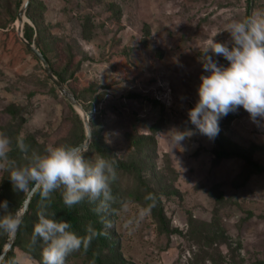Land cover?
Wrapping results in <instances>:
<instances>
[{
	"label": "rangeland",
	"instance_id": "obj_1",
	"mask_svg": "<svg viewBox=\"0 0 264 264\" xmlns=\"http://www.w3.org/2000/svg\"><path fill=\"white\" fill-rule=\"evenodd\" d=\"M24 1L0 0V132L13 141L10 158L25 162L15 147L21 136L41 152L84 143L83 113L93 133L87 158L103 151L116 161L138 160L134 144L152 136L143 172L158 191L171 232H162L152 209L139 218L148 195L135 174H118L114 190L120 196L107 218L115 243L103 251L105 260L264 264V125L254 124L241 107L220 120L219 134L210 140L188 118L199 99L200 76L207 75L200 53L214 38L228 39L227 24L264 13V0H32L22 24ZM20 25L24 36L28 25L34 28L32 43L45 49L81 108L47 76L22 41ZM186 129L195 134L179 147L169 142L172 131ZM218 140L234 155L218 159ZM0 177V201H8L13 212L23 208L27 197L13 191L7 171L0 169ZM30 215L25 245L16 239L6 264L43 262L42 244L30 246L38 221L35 211ZM129 220L136 223L126 227ZM10 238L0 234V244L5 248ZM67 264L93 263L80 251Z\"/></svg>",
	"mask_w": 264,
	"mask_h": 264
},
{
	"label": "clouds",
	"instance_id": "obj_2",
	"mask_svg": "<svg viewBox=\"0 0 264 264\" xmlns=\"http://www.w3.org/2000/svg\"><path fill=\"white\" fill-rule=\"evenodd\" d=\"M223 32L229 34L227 40L214 38L200 53L207 75L200 76L199 99L188 111L194 130L210 140L219 134L220 120L241 107L254 124L264 125V13L254 11L243 20L232 21ZM217 57H223L227 66ZM194 130L172 131L175 135L169 142L179 147L195 134ZM12 145V139L0 132V169L8 172L13 191L22 192L24 197H39L38 221L33 226L30 246L35 247L37 242L43 245V264H67L70 255L86 252L97 236L107 235L113 227L106 216L118 202L113 193L118 179L117 161L105 154L87 158L80 147L70 144L48 146L41 152L31 148L21 136L15 142L25 161L20 164L9 156ZM56 192H60L68 208L85 201L94 204L93 211L102 227L97 229L89 223L85 234L80 235L68 221L57 219L48 210ZM148 199L152 202L140 211V219L155 207L156 198ZM24 215L22 207L13 212L8 201H0V234L14 237L24 224ZM134 223L129 220L125 226ZM0 264H5L3 256Z\"/></svg>",
	"mask_w": 264,
	"mask_h": 264
},
{
	"label": "trees",
	"instance_id": "obj_3",
	"mask_svg": "<svg viewBox=\"0 0 264 264\" xmlns=\"http://www.w3.org/2000/svg\"><path fill=\"white\" fill-rule=\"evenodd\" d=\"M248 16H251V15L248 13L247 17ZM33 30H34V28L32 26L28 25V29L25 32L26 38L31 42L33 41V38H32L33 37ZM37 45L40 48V50L44 53L46 58L48 59L49 57H48L45 49L42 48L41 45H39V44H37ZM152 130H153V132H157V127H152ZM150 137H152V136H146V137L143 136L142 138H140V141H138L136 143V145L134 144V148H135L134 150L137 149L136 153H138V151H139L138 154H139L140 158H138V160L133 159L131 161H117V171H118V174H123V175H125L126 173L135 174V176H137L136 177L137 180H135V181L139 183L140 191L147 194L148 197L154 196L156 198L155 207L152 208V213L155 216V218L157 219V223L159 224V227L162 230V232L170 233L171 232V230L169 229L170 222L168 221V219L165 215V211H164L165 209L162 207V204H163L162 200L158 194V191L154 188L153 185H151V182L148 180V178L145 176V173L143 172V170H144L143 168L148 166L147 165L148 160L145 159L144 157L146 155H147V157H149V155L146 154V146L151 144V141H149ZM16 140H17V138L15 139V142H16ZM144 141H147L148 143L146 144ZM95 142L96 141H94V145L92 147H94L96 145ZM142 142H144L145 144ZM222 143H223L222 141L218 140V149L216 150L217 158L222 159V158L233 156L234 154L231 153L228 149H226L222 145ZM102 154L106 155V153L103 151H102ZM250 164L253 167H257V168L261 169V165H259L258 163H254V162L250 161ZM262 169H263V167H262ZM115 183L113 184V193L116 197H118V196H120V194H119V192H116L114 190ZM1 195H2V193H1ZM128 196L129 197L133 196V193H128ZM141 197H142V194L140 195V198ZM146 202H147L146 204L148 205L152 201L150 199H147ZM39 206H40L39 205V197L38 196H36L35 198L33 197L31 204H30V207H29V210L25 214L26 216L24 217V224L21 226V228L18 232V236H17V243L18 244L25 245V243H24L25 242V240H24L25 229L32 227V225H30V223H29L32 220V216L30 215V210H32L33 212L35 211V213L37 214V212L39 210ZM94 207H95L94 204H89L87 201H85L79 205L72 207V208H68L67 206L64 205L61 194L55 193V196H53L52 201L50 203V207L48 210L51 213H55V216L57 219H63V220L68 221L72 225V230L76 231L80 235H84L86 226L89 223H92L93 226L96 227L97 229H100L102 227V225L99 223V217L93 211ZM112 210H111L110 214H108L106 216V218L112 217L111 216ZM17 243H15L14 246ZM114 243L115 242L110 239L109 234L99 235L92 241L91 246L89 247V249L86 252L83 250H81V252L83 254L87 255V257H89V259L91 260V262L93 264H111V263H108L107 260H105L104 256H102V253L106 248L114 245ZM3 244H4L3 242H1V244H0V254L4 248ZM14 246L12 248H14ZM40 251H42V247L40 248ZM11 254L13 255L12 251L10 250L4 259L5 264L8 263L9 257L11 256ZM40 259L42 260V255L40 256ZM42 264H43V262H42ZM126 264H135V263H126Z\"/></svg>",
	"mask_w": 264,
	"mask_h": 264
},
{
	"label": "water",
	"instance_id": "obj_4",
	"mask_svg": "<svg viewBox=\"0 0 264 264\" xmlns=\"http://www.w3.org/2000/svg\"><path fill=\"white\" fill-rule=\"evenodd\" d=\"M32 0H25L19 13H18V20L23 24L25 19H26V12L28 10V8L30 7ZM22 27L23 25H20L19 28V33L21 36L22 41L25 43V45L37 56V58L42 62L43 66H44V70L47 74V76L50 78V80L57 86V88L59 89V91L74 105L79 106L80 108L82 107V104L80 103V101L78 100V98L76 97V95L70 90L68 89V87L66 86V84L59 79L55 73L54 70L52 68V66L50 65L48 59L46 58V56L44 55V53L40 50V48H38L34 43L30 42L22 33ZM84 115V119H85V125H86V129H87V138L86 141L84 143H81L78 145V147L81 148L82 151H85L89 144L92 141V128L89 122V118L88 116L83 113ZM31 196L27 197L25 202H24V206H23V210L25 212V214L27 213V211L29 210L31 201H32ZM25 216V215H24ZM18 233L14 236L10 238V241L8 242V244L5 246V248L3 249L2 253L0 254V256H3L4 259L6 257V255L8 254V252L12 249V247L15 244V241L17 239Z\"/></svg>",
	"mask_w": 264,
	"mask_h": 264
}]
</instances>
